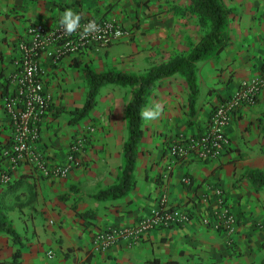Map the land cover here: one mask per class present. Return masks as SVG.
<instances>
[{"label":"crops","instance_id":"1","mask_svg":"<svg viewBox=\"0 0 264 264\" xmlns=\"http://www.w3.org/2000/svg\"><path fill=\"white\" fill-rule=\"evenodd\" d=\"M183 1L0 0V67L6 77L3 82L0 74L1 143L10 134L2 99L10 91L7 78L15 71L14 57L28 25L57 23L70 8L82 18H114L130 31L129 37L106 48H89L54 64L47 53L42 55L44 87L52 102L41 123L40 140L30 149L32 154L40 153L47 165L63 164L72 139L87 136L89 127L94 132L86 137L66 178L46 177L29 160L13 168L6 192L15 199L11 205L0 203L23 238L18 264H143L153 257L181 264H258L264 258V187L256 191L245 177L250 170L264 168V89L256 104L240 108L226 127L231 146L220 159L203 162L188 156L171 160L167 151L175 137L201 133L215 105L242 80L264 73V0H220L231 10L226 26L229 43L221 52L195 63L194 103L190 104L184 73L155 83L142 111L155 102L163 111L154 121L142 117L135 185L124 195L93 198L99 190L119 182L128 135L125 108L132 88L102 85L89 114L69 122V112L80 108L86 98L83 68L140 75L192 51L200 33L195 17L180 13L178 5ZM6 162L7 158L1 159L0 169ZM215 187L223 190L239 218L232 235L214 223L202 222L215 205ZM162 199L167 205L189 210L191 220L183 226L149 231L135 243L121 241L104 253L92 249L97 231L133 225L158 208ZM15 248L12 239L0 232V262L11 261Z\"/></svg>","mask_w":264,"mask_h":264},{"label":"built area","instance_id":"2","mask_svg":"<svg viewBox=\"0 0 264 264\" xmlns=\"http://www.w3.org/2000/svg\"><path fill=\"white\" fill-rule=\"evenodd\" d=\"M91 20L96 21L98 30L82 35L83 25ZM81 26V30L68 35L63 33L59 21L54 24L37 22L28 25L26 37L19 41L18 53L14 57L15 71L8 80L10 91L2 99L3 112L8 118L12 137L9 148L3 150L7 162L0 170V183L8 184L13 168L25 160L34 163L46 177L66 178L76 164V157L82 151L86 137L94 132V128L89 127L87 136L80 135L71 142L67 161L63 164L47 165L40 153L32 154L30 150L40 140L41 123L52 102L51 94L44 87L42 55L47 53L54 64L65 57L78 56L89 48H106L130 36V31L114 18H82ZM263 89L264 74L242 80L230 96L215 105L201 133L189 137L180 135L171 140L167 149L171 160L188 156L203 162L220 159L231 146L226 127L240 108L256 104ZM183 181L188 180L184 178ZM213 191L215 205L203 217V224L214 223L217 227L223 226L229 233L234 232L236 218L227 205L225 193L219 187ZM190 220L189 210L167 205L166 200L162 199L158 208L133 225L97 231L92 239V249L104 253L121 241L135 243L149 231L183 226ZM47 253L51 255V251Z\"/></svg>","mask_w":264,"mask_h":264},{"label":"trees","instance_id":"3","mask_svg":"<svg viewBox=\"0 0 264 264\" xmlns=\"http://www.w3.org/2000/svg\"><path fill=\"white\" fill-rule=\"evenodd\" d=\"M191 11L197 16L198 23L202 27H207L208 30L189 54L177 56L168 63L152 67L146 73L140 75H129L112 71L96 73L88 67L82 69L87 83L86 98L80 108H75L69 112V122L76 123L89 114L96 104V96L102 85L113 83L132 88L131 99L125 108L128 135L123 144L124 164L119 182L104 190H99L93 195V198L102 200L119 197L134 187L133 170L136 161V145L142 136V107L147 97L153 91L155 83L159 79L173 75L176 72L184 73L188 81L189 101L190 104L194 103L197 96L194 73L195 63L208 58L214 53L221 52L228 45L229 40L226 34V26L228 15L231 12L230 9L224 7L220 0H191ZM261 129L264 133V123ZM3 158L1 156V159ZM245 177L250 181L255 190L264 187V169L250 170L245 174ZM1 208L0 203V232L8 235L16 248L11 261H1L0 264H18L20 263L23 238L12 227ZM143 264L181 263L175 259L163 261L158 257H153L146 259ZM258 264H264V258Z\"/></svg>","mask_w":264,"mask_h":264},{"label":"clouds","instance_id":"4","mask_svg":"<svg viewBox=\"0 0 264 264\" xmlns=\"http://www.w3.org/2000/svg\"><path fill=\"white\" fill-rule=\"evenodd\" d=\"M81 15L72 10L65 9L59 16V26L63 28V33L71 35L81 30ZM98 30V25L95 20L89 21L86 25H83L82 35H87ZM163 111V108L159 102L151 104L142 111V117L146 122L154 121L158 119Z\"/></svg>","mask_w":264,"mask_h":264},{"label":"rangeland","instance_id":"5","mask_svg":"<svg viewBox=\"0 0 264 264\" xmlns=\"http://www.w3.org/2000/svg\"><path fill=\"white\" fill-rule=\"evenodd\" d=\"M175 0H172V2H174ZM146 2V1H145ZM178 5V4H177ZM179 11H180V13H184V14H190V15H192V16H194L195 17V20H196V24H197V26H198V28H199V33H200V37L198 38V40H197V42L192 46V50L194 49V47L198 44V42L202 39V37L204 36V34H205V32L208 30V28L207 27H202L199 23H198V19H197V16L195 15V14H193L192 13V11H191V0H184L183 1V4H181L180 5V3H179ZM174 7V6H173ZM175 12H176V9H175ZM186 55V54H185ZM185 55H182V56H185ZM2 59V55L0 54V60ZM2 68L0 67V74H1V77H2V80H3V82L6 80V77H5V75L4 74H2V70H1ZM262 74H264V73H262ZM259 75H261V74H259ZM256 76H258V75H256ZM256 76H253L252 78H254V77H256ZM251 79V78H250ZM7 80H9V77L7 78ZM9 129H10V134H9V140L7 141V140H5L4 138V142L2 141V143H1V141H0V143L2 144V152L0 153L1 155L0 156H2L3 157V150H6V149H8L9 148V146H10V140H11V137H12V134H11V128H10V125H9ZM85 137V136H84ZM73 141H74V139H72ZM0 159H1V157H0ZM1 161V160H0ZM261 169H264V168H261ZM11 174H12V172H11ZM10 185H7V184H2V183H0V200L1 201H3V203H7L8 205H11V203L13 202V199H15V198H13V197H11L10 198V196H9V194H7V192H6V190H7V188L9 187ZM4 188H5V191H4ZM263 187H261V188H259L258 190H256V191H259L260 189H262ZM226 202H227V199H226ZM227 205H228V207H230L231 208V206L228 204V202H227ZM2 208L5 210V208L3 207V205H2ZM1 208V209H2ZM231 210H232V213L234 214V216H235V218H236V224H237V227L235 228V230H234V232H228L229 234L228 235H232V234H234L235 233V231H236V229L238 228V224H239V218H238V216H237V214L233 211V209L231 208ZM3 211V210H2ZM5 211H7V208H6V210ZM258 226H261V224H258ZM219 228L220 229H222L223 231H225L224 229H223V226H219Z\"/></svg>","mask_w":264,"mask_h":264}]
</instances>
